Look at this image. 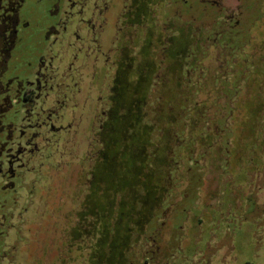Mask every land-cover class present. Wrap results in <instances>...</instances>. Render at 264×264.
Segmentation results:
<instances>
[{
  "label": "rangeland",
  "instance_id": "374dc122",
  "mask_svg": "<svg viewBox=\"0 0 264 264\" xmlns=\"http://www.w3.org/2000/svg\"><path fill=\"white\" fill-rule=\"evenodd\" d=\"M122 2L113 0L105 14L100 48L106 53L111 49L110 56ZM48 5L46 0L24 1L19 14L27 26L19 32L5 77L28 76L48 46L45 27L59 28L60 21L47 15ZM160 6L143 15L140 27L124 38L137 45L150 36L144 45L153 61L146 117L160 129L183 133L167 141L169 149L176 148V162H168L175 171L171 180L161 182L164 196L143 216L118 220L115 260L109 264H264V0H164ZM91 61L87 69L77 63L84 78L81 91L63 89L58 97L63 103L49 106L58 108L50 120L54 129L18 103L3 113L2 123L29 124L34 135L28 146L33 162L25 169L19 166L17 188L0 177V187L8 189L0 190V264L88 260L95 238L83 226L88 216L82 215L110 84L102 81L107 71L100 58L94 67L98 78L95 74L91 92L86 90ZM164 97L176 106L163 109ZM39 108L36 102L35 113ZM169 111L176 117L164 121L163 113ZM193 132L201 138L196 134L191 150H181L183 137ZM20 157L29 158L27 152ZM109 175H104L102 192L90 193L92 202L111 193ZM6 210L14 211L12 218Z\"/></svg>",
  "mask_w": 264,
  "mask_h": 264
},
{
  "label": "flooded vegetation",
  "instance_id": "af4514ba",
  "mask_svg": "<svg viewBox=\"0 0 264 264\" xmlns=\"http://www.w3.org/2000/svg\"><path fill=\"white\" fill-rule=\"evenodd\" d=\"M24 1L25 0H17L11 3L10 7H7L6 2V7L3 6L1 9L0 25L2 26L3 35L10 29V35L3 36V48L6 49H1V51L5 50V53L3 52L5 54L4 65H2L4 71L8 69V61L10 60L11 53L20 38L19 32L27 26V23H25L19 14ZM46 1L49 2L47 7L49 14L47 13V15L51 17L55 16L54 22L60 21L58 23L59 28L51 24L45 27L47 29V34H49V36H47L49 39L47 41L48 46L43 52L38 54L34 69L28 76L20 77L13 74L2 78V84L0 83V157H4L3 160L0 161V177L5 176L7 178L6 181H9L11 186L14 184V180L22 173L20 171L25 169L26 165L33 162H31L30 159L33 158V155H30L29 148L31 147L28 146L32 143L31 137L34 135V132L32 129L30 130V126L27 123V125L22 126L2 123L1 118L3 112L7 111L6 108L9 109L12 103H18L23 111L27 109V111H30V114L37 115V119H43V125H48L47 129H54V125L51 124L50 120L53 115L56 118L55 113L58 108L53 109L49 106L62 101V99L59 100L58 97H60V93L63 89L72 87L76 93L81 91L80 82L84 80V78L82 77L81 70L77 67V63H79L81 69H87V67L89 68L88 62L90 59H92L90 63L92 72H88V80L90 81L87 84L86 90H90L89 92H91V83L94 84L96 81L95 74L97 75V71L94 69L95 62L100 58L102 60V66L107 71V73L103 75L102 81L104 82V80L107 79L110 80L108 91L104 97L108 103L110 97L114 93L112 84L117 74L124 75L129 73L132 65L137 62L136 57L138 55L141 57L139 63L142 62L141 59H144L140 52L141 49L144 48L147 38L143 37V40L136 45V43H128L124 35L134 26L138 25L140 27L142 16L147 15L148 12L150 13V9H160L161 2L163 4L164 0H123L121 8L115 17L116 28L111 39L112 52H114L112 56L109 55L111 49L107 51V53L101 50L100 41L107 25L105 14L109 7L113 6V0ZM172 2H174V0H172ZM146 3L149 4V11L141 12V9H143V6H146ZM152 11L154 12V10ZM136 13H138V15H136ZM5 16H7V18ZM235 22L237 23V21ZM5 24H7V26H4ZM136 42L138 43V41ZM78 55H80V57L77 61ZM143 70L144 67H142V71ZM59 71H61V74H66L62 76L58 73ZM72 71L76 74H73ZM51 94L52 98L49 99ZM5 95L6 97H3ZM100 99L101 96L99 97V100ZM6 101H8V103H6ZM36 102L40 104V110H36L35 113L34 106ZM47 103L48 106L44 109V105ZM46 110L48 111L47 113H45ZM53 111H55V113ZM101 116L103 120H101L97 131L102 127V122L108 116V106L104 111H101ZM27 135L28 137H25ZM25 152H27L29 158H24V160L20 155H24ZM20 165H24L23 168L19 167ZM9 169H11L12 172H10L11 170ZM27 173H29L28 170ZM2 186L3 184L0 187L1 191L8 190L2 188ZM14 186L17 188L15 184ZM11 192L14 196L15 191L13 193L11 190ZM15 197L16 196L13 197V201L16 200ZM6 212L12 218L14 211L6 210ZM0 217L2 219L0 222L1 226L4 223V217L2 215H0ZM1 261L2 259H0V262Z\"/></svg>",
  "mask_w": 264,
  "mask_h": 264
},
{
  "label": "trees",
  "instance_id": "16d2710c",
  "mask_svg": "<svg viewBox=\"0 0 264 264\" xmlns=\"http://www.w3.org/2000/svg\"><path fill=\"white\" fill-rule=\"evenodd\" d=\"M15 1L17 0H0V17L2 7H6L5 3L7 2V7H10V4ZM148 6L149 4L146 3L141 12L149 11ZM150 12H152L151 9ZM147 14L150 13L148 12ZM5 17L7 18V16ZM4 26H7V24ZM149 28L151 27L149 26ZM9 32L10 29L3 35L2 26L0 25L1 84L2 78L5 77L7 71L2 68L5 50L1 51V49H6L3 48V36L10 35ZM149 37L148 35L145 46L150 43ZM141 52L140 54L144 57L143 60L141 59V63H139L141 58L139 57L136 60L137 62L132 65L133 68L131 67L129 73L124 75L117 74L115 77L112 84L114 93L108 103V116L102 122V127L97 131L100 138V148L97 150L96 158H93L90 178L91 186L86 200L87 209L82 215L84 218L88 216V220L83 226L89 227L95 238L94 243L88 249L89 257L86 260V264H109L110 261H114L112 250L114 249L115 232L119 228L117 225L118 220H131L132 217L143 216V211L153 207L150 204L164 194L161 182L163 180H171L174 176L175 168L172 169L171 164H168V162L171 160L174 163L176 162V148L173 150L169 149L170 145L167 141L177 140L178 132L183 133V131L169 132L167 129H160L158 127L159 123L150 121L146 117L147 109L145 106L149 102L147 100L149 88L152 87L149 70L153 67V61L149 59V52L145 48H142ZM142 67H144L143 71ZM3 97H6V95ZM170 97L172 98V96ZM166 102L167 99L164 97L161 104L163 109L167 106H176ZM180 108L182 107L180 106ZM6 110L8 109L6 108ZM171 115L173 114L170 111L163 113V120L171 118ZM173 117L176 116L173 115ZM154 123L155 125H152ZM159 131H163L160 136L158 135ZM196 134V132L185 134L187 136L183 137V145L178 147L183 151L191 150L194 138H201L199 133ZM189 136L190 138H188ZM151 148L154 150L152 151ZM166 152L170 153L166 156ZM164 156L168 159L167 164L164 162ZM98 165L103 171L97 172L96 167ZM106 172L110 173L111 193L106 197H100V201L96 204L89 199L90 193H93V189H97V193L102 192L101 186ZM168 192L167 190L165 194H168ZM114 196L120 197L119 200L112 201ZM130 196L133 199L130 200ZM135 205H138V207H135ZM124 236L126 239L127 235L125 234ZM121 240L123 244L125 241L124 237ZM122 244L119 245L120 248H122ZM119 251L117 252V259L120 255Z\"/></svg>",
  "mask_w": 264,
  "mask_h": 264
}]
</instances>
